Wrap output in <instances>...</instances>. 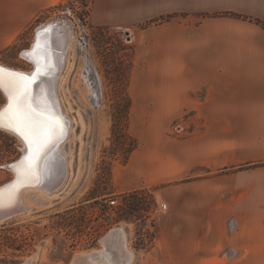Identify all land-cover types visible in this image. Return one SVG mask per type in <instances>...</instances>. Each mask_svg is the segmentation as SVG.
Instances as JSON below:
<instances>
[{
    "label": "rangeland",
    "instance_id": "obj_1",
    "mask_svg": "<svg viewBox=\"0 0 264 264\" xmlns=\"http://www.w3.org/2000/svg\"><path fill=\"white\" fill-rule=\"evenodd\" d=\"M94 1L46 4L16 44L0 52L3 65L31 72L36 65L24 54L37 41L38 30L59 22L71 32L54 85L58 107L70 118L71 130L60 147L63 177L52 190H25L24 207L0 217L1 241L11 242L14 238L23 245L15 255L13 249L0 245V264H89L88 254L93 258L107 252L106 239L113 231L126 232L134 256L130 264H196L193 260L180 263L179 255L186 251L180 242L171 246L174 251L169 249L177 259L163 256L160 248L151 256L148 252L157 241L164 246L167 225L175 238L177 226H182L179 236L186 238L184 245L195 246L196 218H180L179 196L187 195L189 209L196 211V180L208 172L197 166L186 169V160L174 157L172 148L192 139L206 124L145 120L131 112L129 120L125 118L126 84L129 80L131 90L138 38L146 36L143 29L163 23L167 16L127 26L97 24L92 19ZM147 76L137 73L135 86L139 87ZM2 94L3 107L7 96ZM218 123L220 132L231 128L236 134L229 138L222 135V140L233 144L246 140L247 144L229 150L222 147L215 173H233V190L238 196L246 183L248 199L247 214H238L229 223L232 230H238L235 236L244 245L246 257L229 251L230 258L216 262L264 264V144L260 131L254 120H246L243 115L230 123ZM133 145L136 147L132 150ZM125 146L132 150L126 157ZM182 153L192 158L195 155ZM22 154V140L11 132L0 131V186L15 177L9 166ZM137 156L141 164L134 161ZM158 200L168 203L166 211L158 210ZM195 211L190 214L195 215Z\"/></svg>",
    "mask_w": 264,
    "mask_h": 264
},
{
    "label": "crops",
    "instance_id": "obj_2",
    "mask_svg": "<svg viewBox=\"0 0 264 264\" xmlns=\"http://www.w3.org/2000/svg\"><path fill=\"white\" fill-rule=\"evenodd\" d=\"M58 1L0 0V52L16 44L39 10ZM94 4L92 19L97 24L127 26L172 15L143 29L146 36L138 38L129 90L130 112L145 120L206 124L192 139L172 148L174 157L186 160V169L197 166L208 172L196 180V211L189 209L187 195L179 196L180 218H196L195 246L184 245L186 238L179 236L182 226H177L175 238L167 225L164 246L157 241L148 255L159 253L160 248L163 256L177 259L169 249L174 251L171 246L180 242L186 249L179 255L180 263L218 264L217 259H228L229 251L246 257L244 245L235 236L238 230H232L229 223L238 214H247V184L238 196L233 190L234 174L215 171L220 166L222 147L229 150L247 141L233 144L222 140V135L229 138L236 134L231 128L222 133L216 127L218 122L230 123L243 115L256 122L264 144V0H95ZM223 12L247 17L217 15ZM137 73L148 74L139 87L135 86ZM4 101L0 91V106ZM182 152L195 155L192 158ZM135 160L141 164L138 156ZM192 211L196 214H190ZM122 234L125 238L120 248L130 251L126 232Z\"/></svg>",
    "mask_w": 264,
    "mask_h": 264
},
{
    "label": "bare ground",
    "instance_id": "obj_3",
    "mask_svg": "<svg viewBox=\"0 0 264 264\" xmlns=\"http://www.w3.org/2000/svg\"><path fill=\"white\" fill-rule=\"evenodd\" d=\"M49 25H51V27L48 30L47 35L41 34L39 39L34 43V45L39 43V47L35 50V52H33V47H32L31 49L27 50L26 54L27 57L30 58L34 63L37 59H39L41 66L42 67L46 66L48 69V74L46 76L41 77V80L38 82L39 86L35 84L34 92L32 85V95L36 103H46L48 107L54 112L55 115L62 118L64 134L51 147V150L48 153L47 157L45 158V161L41 163L40 175L38 180L33 179L27 181L24 186L19 187L18 191H13L10 187L11 185L0 189V197L3 198V204H4L3 207H0V217H3L15 211L17 212V210L19 209L21 210V208L24 207L23 193L25 190L32 188H39L44 191L52 190L60 183V180L63 177L64 159L62 153H60L62 152L60 151V147L62 146L63 144L62 142L64 141V139H66V137L69 135V132L71 130L69 126L70 118H68L66 114L62 113L61 111L62 109H59L58 107L59 105H58V100L56 98V94H55L56 89L54 90V85L56 82L57 75L59 74V69H62L61 64L64 58L63 56L64 48L66 47V42L68 37L71 36L70 35L71 32H67L68 29L64 24H60V25L64 26L66 29H63L60 26H53V23ZM43 26L42 28L46 27ZM4 66L14 71L24 72V73H32L36 69L35 67L33 71L29 72L23 69H16L6 65ZM6 104L7 102L4 104L3 107L2 106L1 107L4 108ZM16 136H18L23 142L22 156H24L26 154L24 151L26 145L24 143V140L19 135ZM18 160L13 161L10 165L18 162ZM13 172L15 173V178H17L16 172L15 171ZM123 238L125 237L124 234H122V232L120 233L118 231L111 232L106 239L108 240L106 247L107 252L100 253V256H95L93 258L88 257L89 256L88 254V256L86 257L87 260L86 262L89 264H97L100 262L104 264H128L132 256L128 248L126 249V247H124L123 250L122 248H120L121 240L122 242L124 240Z\"/></svg>",
    "mask_w": 264,
    "mask_h": 264
},
{
    "label": "snow or ice",
    "instance_id": "obj_4",
    "mask_svg": "<svg viewBox=\"0 0 264 264\" xmlns=\"http://www.w3.org/2000/svg\"><path fill=\"white\" fill-rule=\"evenodd\" d=\"M51 25L36 33L47 35ZM39 43L33 46V52ZM27 55V54H24ZM32 73L17 72L0 64V91L7 96V104L0 109V131L19 135L26 145L25 155L9 167L16 172V180L10 186L13 191L25 185L27 181L39 179L41 163L45 161L51 147L64 134L62 118L55 115L46 103H36L32 95V85L48 74L39 59ZM0 197V207H3Z\"/></svg>",
    "mask_w": 264,
    "mask_h": 264
},
{
    "label": "trees",
    "instance_id": "obj_5",
    "mask_svg": "<svg viewBox=\"0 0 264 264\" xmlns=\"http://www.w3.org/2000/svg\"><path fill=\"white\" fill-rule=\"evenodd\" d=\"M87 5V4H85ZM224 14H227V15H231L233 17H239V18H246L247 16H244V15H241V14H238V13H235V12H226V13H220V15H224ZM172 17V15H169L167 16L166 18L167 19H170ZM258 23H259V20H257ZM129 81V80H128ZM127 81V84H126V92H125V95H126V99H127V103H126V110H125V118L129 120V113H130V109H131V106H132V98L130 96V93H129V84L130 82ZM129 137V136H128ZM136 145H133L132 150L135 149ZM130 150V148H127L125 146L124 150H123V154L124 156H128L129 153L132 151ZM137 195V194H136ZM11 242H4L3 240L1 241L0 239V245H4L6 246L7 248H11L13 249V252L12 254L15 255L16 251H19V250H22L23 248V245H22V242L19 241V239H14V238H11ZM2 260L0 259V262Z\"/></svg>",
    "mask_w": 264,
    "mask_h": 264
},
{
    "label": "water",
    "instance_id": "obj_6",
    "mask_svg": "<svg viewBox=\"0 0 264 264\" xmlns=\"http://www.w3.org/2000/svg\"><path fill=\"white\" fill-rule=\"evenodd\" d=\"M56 25H57V26H60V23H59V22H55V23H53V26H56ZM46 27H47V26H46ZM46 27H45V28H46ZM41 29H43V28H40V29L38 30V32H39ZM42 34H43V33H42ZM34 86H35V84H33V92H34ZM22 158H23V156L20 157V159H22ZM20 159H19V160H20ZM19 160H18V161H19ZM15 180H16V178L14 177V178H13L12 180H10L9 182H7V183H5L4 185L0 186V189H1V188H4V187H6V186L12 185L13 182H14Z\"/></svg>",
    "mask_w": 264,
    "mask_h": 264
},
{
    "label": "built area",
    "instance_id": "obj_7",
    "mask_svg": "<svg viewBox=\"0 0 264 264\" xmlns=\"http://www.w3.org/2000/svg\"><path fill=\"white\" fill-rule=\"evenodd\" d=\"M157 204H158V210H160V211H166V209L168 208L167 202H163L161 200H158Z\"/></svg>",
    "mask_w": 264,
    "mask_h": 264
}]
</instances>
